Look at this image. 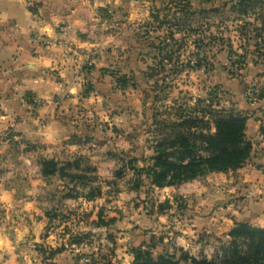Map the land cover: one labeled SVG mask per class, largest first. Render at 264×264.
Here are the masks:
<instances>
[{
  "label": "rangeland",
  "instance_id": "374dc122",
  "mask_svg": "<svg viewBox=\"0 0 264 264\" xmlns=\"http://www.w3.org/2000/svg\"><path fill=\"white\" fill-rule=\"evenodd\" d=\"M233 3L235 4L232 0L119 2L120 13L137 11L142 14V20L134 26L127 23L125 25L122 14H116L113 6H108L106 10L109 16L97 11L112 26L113 34H118L119 45L127 47L125 51L121 50L118 57L122 59L118 60L119 63L107 69L113 78V88L110 96L102 100L104 114H99L104 117L102 128H111L105 136V141L110 143H106L107 147L102 150L100 143L95 141V146L88 149V154H82L88 159L83 161L84 168L86 167L89 176L96 178L93 183L95 187H99L100 192H97L99 194L93 200L87 199V189H84L87 192L79 191V196L76 197L72 194L73 183L69 180L58 176L45 178L48 185L56 188V194L48 196L47 199L50 206L45 211L48 219L45 235L53 236L56 244L34 245L38 252L34 264H55L56 257L65 251L70 254L66 260H60L59 264H113L115 241L112 238L116 235L115 222L119 217H133L146 229L150 226L146 224L145 216L159 215L161 226L144 231L146 234L155 232L153 239L143 244L147 247L154 246L152 253L155 257L163 253L179 255V250L182 249L192 256L211 259L222 243L229 240L227 234L235 223L248 222L264 228L261 211L245 208L244 203L248 199L246 192L241 185L239 190L236 177L230 174L236 171L223 173L229 174L227 179L225 176L226 180L204 182L211 201L209 200L205 208L194 206L191 209L179 192L161 193V188L148 183L140 190L134 189V173L125 169L120 160L125 155L140 158L144 153L149 156L148 149H151V144L148 142V131L155 109L164 111L165 107H173L176 101L194 106L200 100L203 105L206 101L213 100L215 105L218 103V107L242 112L238 108L240 100H244L247 105L258 102L256 97L264 90V29L261 31L262 24L257 19H261L259 15L264 11V6L258 5L254 10L250 9L247 16H243L234 10ZM62 27L66 28L60 26V31ZM256 43L261 45L260 52L256 49ZM173 51L174 54L171 55ZM198 63L200 66H197ZM3 136L5 141L23 140L9 130ZM115 138L118 141L126 138L130 148H119L113 142ZM46 159H55L61 164L68 161L64 157L59 158V153ZM121 169L124 170V175L116 176ZM205 178L199 179L205 181ZM213 184L217 187L216 191ZM59 185L64 187L63 201L81 199V204H66L59 208ZM166 194L171 198L168 199ZM262 199V195L255 196L256 203H260ZM96 201L97 208L90 209L83 204ZM192 204L193 202L190 205ZM188 208L191 214L192 211L200 212L208 223L209 216L219 213L217 223L220 227L216 230L206 225V231L203 229L196 234L195 239L191 234L181 232L187 224L185 218L190 215L186 211ZM93 213L96 219L91 222ZM100 214L104 221L102 224H99ZM228 217H240V220L233 223L227 221ZM162 224L167 228H163ZM174 227L179 231L174 230ZM86 234L89 235L88 239L80 244L74 242L77 237ZM183 236H188V239L180 240L179 237ZM134 248L137 247L129 249L132 252ZM57 250L61 252L55 258H44L43 254L49 257L51 251ZM95 253H99L98 258ZM86 259H90V262L87 263Z\"/></svg>",
  "mask_w": 264,
  "mask_h": 264
},
{
  "label": "crops",
  "instance_id": "0c3cea01",
  "mask_svg": "<svg viewBox=\"0 0 264 264\" xmlns=\"http://www.w3.org/2000/svg\"><path fill=\"white\" fill-rule=\"evenodd\" d=\"M121 1L0 0V264H34L38 257L34 245L56 244L53 236L45 235L48 224L45 211L50 206L47 199L56 194V188L43 177L40 160L53 158L56 153L59 158L71 160L87 155L95 141L102 150L110 143L105 136L111 128H102L104 117L99 114H104L102 100L110 96L113 88V78L107 69L119 63L122 58L118 56L127 47L119 45L118 34H113L112 26L97 11L107 15L108 6H113L116 14H122L125 25L134 26L142 20L137 11L120 13ZM60 26L66 27V33L60 31ZM35 34L40 35V43L33 42ZM257 101L251 105L239 101V110L249 118L247 136L254 148L247 163L230 174L236 177L239 190L241 185L246 192L245 208L261 211L264 216V100ZM8 130L23 140L5 141L3 135ZM113 142L123 150L130 148L126 138L119 141L115 138ZM148 152L153 155L152 149ZM141 155L140 158L147 157ZM225 176L227 179L229 174L212 173L205 181L197 179L159 190L179 192L191 209L205 208L211 199L204 182L226 180ZM63 189L59 185V208L81 204V199L63 201ZM84 189L89 192V187H77L82 193L87 192ZM213 189L217 190L214 184ZM260 195L263 199L256 203L255 196ZM83 204L92 209L98 203ZM158 216H145L150 226L146 229L161 224ZM219 218L215 212L207 218L208 223L200 212L192 211L181 232L195 239L206 225L217 230ZM238 218L228 217L227 221L234 223ZM95 219L93 213L91 222ZM115 225L113 264H130L134 255L129 248L147 244L155 232L146 234V229L133 217H119ZM186 237L179 239L186 241ZM69 254V251L60 253L55 264L66 260Z\"/></svg>",
  "mask_w": 264,
  "mask_h": 264
},
{
  "label": "trees",
  "instance_id": "16d2710c",
  "mask_svg": "<svg viewBox=\"0 0 264 264\" xmlns=\"http://www.w3.org/2000/svg\"><path fill=\"white\" fill-rule=\"evenodd\" d=\"M232 1L235 2L234 10L243 16H247L250 9L254 10L258 5L264 6L262 0ZM259 18L257 20L261 21L262 31L264 11ZM255 46L260 52V43ZM173 54L174 51L171 52ZM256 100H264V90L257 95ZM202 103L200 100L190 106L187 102L176 101L173 107H165L164 111L155 109L148 131L153 155L139 158L124 154L125 157L120 159L124 168L134 173V189L140 190L145 183L161 189L180 186L212 173L237 171L247 163L254 148L247 136L248 116L234 109L218 107V103L215 105L213 100L206 101L204 105ZM87 160L83 156H76L61 164L55 159L42 158L39 164L43 177L51 179L58 176L69 180L73 183L72 194L76 197L79 196L78 186L89 187L86 197L93 200L100 191L93 183L96 178L87 175L84 168L83 161ZM123 171L119 170L116 176H123ZM102 223L104 221L100 214L99 224ZM227 236L229 240L222 243L211 259L192 256L182 249L179 255L163 253L155 257L153 245H142L132 250L134 260L130 264H264L263 227L237 222ZM88 237L87 234L77 237L74 242L80 244ZM60 252L51 251L49 257L43 256L53 259Z\"/></svg>",
  "mask_w": 264,
  "mask_h": 264
},
{
  "label": "built area",
  "instance_id": "2783aa9c",
  "mask_svg": "<svg viewBox=\"0 0 264 264\" xmlns=\"http://www.w3.org/2000/svg\"><path fill=\"white\" fill-rule=\"evenodd\" d=\"M61 29H62L63 33H66V28L62 27ZM32 40H33V42H39V43L42 41L40 35H38V34H35L33 36ZM65 43L68 44V42H66V41H65ZM98 256H99V253H95V257L98 258ZM85 261L88 263V262H90V259H88V260L86 259ZM96 264H101V263H96Z\"/></svg>",
  "mask_w": 264,
  "mask_h": 264
}]
</instances>
